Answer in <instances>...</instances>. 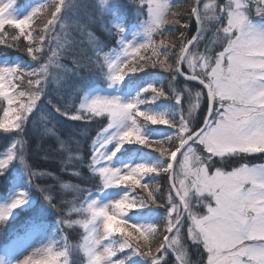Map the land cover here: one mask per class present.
<instances>
[{
    "label": "snow or ice",
    "instance_id": "6c2138e0",
    "mask_svg": "<svg viewBox=\"0 0 264 264\" xmlns=\"http://www.w3.org/2000/svg\"><path fill=\"white\" fill-rule=\"evenodd\" d=\"M15 4L16 0H0V44L19 48L17 42L23 37L27 44L22 50L35 66L8 63L0 66V98L7 103L0 129L23 137L30 114L38 108V102L45 101L53 112L68 121L108 118L107 126L92 142L89 166L98 175L101 189L119 191L107 203L90 198L86 206L68 208V215L55 221L56 233L74 224L84 229V243L80 247L86 264H188L182 246L177 247L184 230L187 239L207 253L202 264H264V165L242 163L231 171L217 166V158L222 161L264 154V0L204 3L203 13L201 0H194L188 21H182L180 13L171 11L170 5L161 0H138V10L146 7L148 14L146 21H140L145 37L140 43L128 40L125 35L122 21L127 6L115 0H100L95 15L78 22L77 27L88 36L87 43L92 49L93 55L87 61L104 78L107 89L113 91L84 95L78 106L75 100L61 106L64 97L54 99L51 97L54 89L50 88V69L63 68V60L71 61L72 68L67 71L75 76L80 75L81 68L89 67V63L75 55L71 40L66 38L61 44L52 35L64 19L58 14L62 8L70 10V5L66 0H54L50 5L32 8L21 18ZM253 7L258 20L252 18ZM49 8L54 9L50 18L34 34L30 30L33 18ZM202 15L218 21L216 39L211 43L206 42ZM192 18L196 21V34L189 38L184 30L190 27ZM97 23L110 33L114 30L119 37V53L104 52L101 41L90 31ZM170 23L173 27L166 28ZM6 25L18 30V34L9 33ZM157 34L162 37L158 44ZM149 49L151 55L141 54ZM161 56L165 59L161 60ZM184 65L187 72L182 70ZM157 67L169 73L168 92L151 83L143 87L133 79L134 74ZM188 81H198L202 86L194 97V86H189ZM76 91L86 92L87 81ZM21 98H26V102ZM161 98L173 102L171 113L152 107ZM148 125H167L171 131L158 138L152 135L156 130ZM49 131L55 135L53 129ZM56 138L63 147L65 141ZM25 144L23 139L14 140L0 158V176L18 159L26 167L28 177V188L17 190L13 185L0 201V227L15 222L22 213L28 214L24 234L0 250V264H61V258L63 264H68L67 237L60 248L55 242L41 241L24 260L15 258L32 233L46 231L45 220L51 210L61 211L47 188L33 184L32 177L37 173L26 166ZM109 145L114 147L109 150ZM136 145L158 153L156 162L142 159L117 162L118 154L139 152V147L125 148ZM260 158L264 159V155ZM161 174L163 184L158 180ZM32 187L43 196L47 206L38 203V197L29 190ZM125 209L136 211L129 214ZM72 213L83 219L70 218ZM158 233L159 243L154 245ZM117 236L118 239H113ZM105 240L110 243L103 245ZM125 250L123 258L117 257L118 252ZM170 251L175 254L174 261L165 258Z\"/></svg>",
    "mask_w": 264,
    "mask_h": 264
},
{
    "label": "rangeland",
    "instance_id": "374dc122",
    "mask_svg": "<svg viewBox=\"0 0 264 264\" xmlns=\"http://www.w3.org/2000/svg\"><path fill=\"white\" fill-rule=\"evenodd\" d=\"M214 2L213 0H206L204 3ZM6 2V0H5ZM54 0H16L15 7L17 8L18 15L22 18L23 15L27 12H29L32 8L37 7L41 4H52ZM55 2H58V0H55ZM112 2V0H110ZM115 2L126 5L125 9V17L122 21L126 28L125 35L127 36L128 40L133 42H143L145 39L143 34V29L140 26V21H146L148 19L147 14V8L144 7L143 10L139 9L138 0L137 3H133L132 0H115ZM162 3H167L172 6V0H161ZM229 0L224 2V4H227ZM66 3L70 5V10L66 11L62 8L61 13L58 15L64 17L63 21L60 24H57L55 27L54 32L52 35L56 37V40H59V42L62 44L65 42V39H69L73 42L72 47L75 55L82 60V62L89 63L87 61V57H91L93 55L91 46L87 43L88 36L86 34H81L79 31L77 24L78 22H81L83 20H86L89 15H95V9L96 6H99L100 0H66ZM203 3V4H204ZM216 3V1H215ZM53 8L45 9L42 13H40L37 17L33 18V24L32 30L34 34L36 32L41 31L43 28V25L47 22V20L50 18V12L53 11ZM251 15L254 20L259 19L258 16L255 15V8L253 7L251 9ZM109 26H111V17L108 18ZM7 31L9 33H17L18 30L12 29L10 26H5ZM51 27V26H50ZM128 28V29H127ZM29 29H26L28 31ZM90 31L93 33L95 38L99 39L103 45V50L105 53L108 54H116L120 52V46L117 43V40L119 39L118 36L114 34V30L112 33L107 31L102 25L97 23L94 25ZM10 37V36H9ZM56 40H53V46H56ZM10 42V41H9ZM19 48H7L3 44H0V57L3 59H0V66H2L4 63H8L9 65H16L20 64L23 67H29V66H35V62L31 60V57H29L25 51H23V47L25 44H27V41L22 37L21 40L18 41ZM83 42V43H82ZM47 43V41H46ZM200 51L203 52V47L200 48ZM14 60V61H10ZM9 61V62H7ZM64 67L63 68H56L51 67L50 71L52 73L51 76V83L50 88L54 89V91L51 92V97L55 99V97L62 95L64 99L60 101L61 106H63L65 103L69 102L70 100H75L76 105H79V102L84 98V95L88 94H112L113 90L107 89L106 81L104 78L99 75L94 65H91L89 63V67H84L79 70L80 75L75 76L73 73L67 71V69L72 68V63L69 59H65L62 61ZM185 70L187 71V65H185ZM127 79V78H126ZM87 81V91L84 93H77L78 87L84 82ZM138 81V80H137ZM140 82V81H139ZM18 83V82H17ZM96 83H103L102 86L97 87L93 89V86ZM127 83V82H126ZM199 85V84H198ZM26 86V84H25ZM198 88H201L199 85ZM121 89H123V86H121ZM197 89L196 91H198ZM11 91V90H9ZM125 95H131V93H124ZM77 96L79 97L77 99ZM43 101V97L41 98ZM23 102H26V98H21ZM7 108V103L3 101L2 98H0V120L3 119V110ZM158 110V109H157ZM159 111V110H158ZM59 115L52 111L51 107L45 102L41 103L38 102V108L33 110V113L29 116V122L26 125V131L23 137L17 136L15 133L8 132L5 133L2 129H0V158H3V155L6 153L7 148L11 146V143L16 139H23L26 141L25 144V161L26 166L31 169V171L37 173L36 176L32 177V182L34 185H40L42 187H45L49 190L52 186H54V181L50 178H44V175H40L41 172L36 171V168H40L41 164L37 162V164L34 163V160L28 159L27 157V151L29 149L38 148L39 146H43L44 142L48 140L51 136V133L48 129V125H46V120H50V123L55 122V119H58ZM106 116L104 117H97L91 121H86V124L88 126H96L100 129L102 125L104 127L107 126ZM78 125V124H77ZM103 127V128H104ZM65 130V133L69 135L70 133L74 134L73 126L69 122L68 125H66V129L62 127ZM93 130V134L89 135L88 144L89 148L85 150V159H86V167L85 171H89V176H84L83 174L80 175H64L63 173L59 172L58 177L63 178L62 181L67 182L69 185L73 183H81L82 188L85 189V187L88 185L89 181L95 180L98 176L95 175V173L92 172L90 168L91 163V145L93 140L97 138L96 129ZM86 133H90L91 131L87 128L85 125L84 127ZM102 131V130H101ZM100 131V132H101ZM99 132V133H100ZM152 135L162 138V132L161 130L153 131ZM50 144L54 143L51 140H48ZM55 148L59 149L60 144L57 140L55 142ZM19 147V146H18ZM33 147V148H32ZM114 147V145H109V150ZM123 150V149H122ZM136 154V151L129 152L128 156ZM30 155L32 157V151L30 152ZM121 156L118 154V163L124 162L127 160L128 156ZM261 155L264 154H251L247 156L244 159H241L239 157L237 158H231L235 161L236 166H240V164L247 162L249 166H260L264 165V159H261ZM71 152H67V157L70 159L72 157ZM132 158V157H131ZM134 159V157L132 158ZM144 160L146 162L155 163L157 160V156L154 155H147V156H140L139 160ZM220 160L219 158H217ZM221 161V160H220ZM223 161V160H222ZM221 163V162H219ZM119 166V165H117ZM224 170L231 171L232 169L225 167L224 165L220 166ZM235 166V167H236ZM232 168V167H231ZM26 167L22 166L19 163V160L13 161V163L9 166V170L5 173V175L0 176V191L7 192L9 189L13 187V185L16 186L17 190H19L21 187L28 188V177L25 174ZM69 176H72L69 177ZM84 177V178H81ZM160 179V177H159ZM30 192L38 197V203L45 204L47 206V202L43 199V196L36 191L34 187L29 189ZM102 190V189H101ZM119 191V189H104V192L101 194L95 193V195L92 198H95L97 200H100L103 203H107L109 199L114 197L116 193ZM83 192H80L79 194L76 193L73 196H77V202L78 206L85 205L88 199H85L83 203V198L81 197ZM174 194V193H173ZM167 196V189L165 190V197ZM5 197H0V201L3 200ZM126 212L135 211L133 209H125ZM203 211V209H201ZM27 213H22L21 216L16 220L19 221L15 225H7L5 227H0V243L6 242L9 238V236L16 232V230L23 227L24 219L27 216ZM61 214H58L55 212V210H51L50 214L45 220V223L48 225L49 223H52L54 218L61 217ZM74 220H81L83 217L81 215L75 214V216L70 217ZM24 228V227H23ZM102 231V228H101ZM56 225L54 223L52 231L51 232H43L39 233V235L32 240L28 241L22 248H20L16 254L15 258L22 261L27 256L31 255L36 247L40 246V242L43 243H49V242H55V246L60 248L63 246L64 238L67 237V243L69 245V256H68V264H81L82 258H85L84 264H86V257L84 256V253L81 249V245L84 243V235L85 231L79 224H74L71 228H64L60 233H58V237H56ZM56 238H58V241L56 242ZM119 237H113V239H118ZM61 242V245H60ZM103 245H107L110 243V241L105 240L102 242ZM155 245H158L159 240L155 242ZM182 246V251L186 254V259L188 260V264H198L196 262V259H200L201 262L199 264H202V261H206L207 253L203 251L202 246L197 245L193 243L190 239H187L186 236V230H184L183 234L180 237V243L177 245V247ZM195 247H198L200 249L199 254L197 257H195V261L192 258L191 249H194ZM155 254V248L153 249ZM127 254V250H125L124 253H117V257L123 258ZM117 257H114L113 259H116ZM167 259V257H165ZM134 260H139V257H133ZM61 264H63V258H61Z\"/></svg>",
    "mask_w": 264,
    "mask_h": 264
},
{
    "label": "trees",
    "instance_id": "16d2710c",
    "mask_svg": "<svg viewBox=\"0 0 264 264\" xmlns=\"http://www.w3.org/2000/svg\"><path fill=\"white\" fill-rule=\"evenodd\" d=\"M172 1H173V5L170 8L171 11L180 13L179 18L182 21H188L189 20L188 12L194 0H172ZM213 1L214 2L216 1L217 4H224V2H226L227 0H213ZM209 3H212V1ZM177 5H179V7H176ZM202 5H201V11L203 13ZM202 21L205 26L206 35L208 37V40L206 42L211 43L214 39H216L215 28L218 24V21L213 20V19H208L207 17H204L203 15H202ZM165 27L171 28L173 27V25L170 23L166 25ZM176 27H179V26L177 25ZM181 30H184V29H181ZM184 31H186L189 34V38L191 35H194L196 33V21L194 18H192L190 21V27ZM21 39L22 37H20V40ZM161 39L162 37H160L158 34L155 36V40L157 44L159 43ZM9 41L11 42L10 37H9ZM218 46L219 45H217V47ZM141 54L149 56L151 55V49H149L147 52L142 50ZM160 59L164 60L165 58L161 56ZM170 59H174V58L170 57ZM183 70L185 71V65L183 66ZM134 75L136 77H134L133 79H136L140 81L141 83L146 84L144 86L141 85L143 87H146L149 83H151L153 84V86L164 88L166 92L170 91L169 73L164 71L162 68H159V67L155 69L149 68L147 69V73H136ZM178 79L184 80L181 77H178ZM187 84L189 86H194V90H193V97H194L195 91L197 89L200 90V88H198L199 85L192 81H188ZM185 106H187L186 102H185ZM153 107H162L161 108L162 111L171 113L175 106L173 105V102L170 99L161 98L160 100L156 102V105H153ZM69 122L73 126L72 129L74 131V134L70 133L69 135H67L65 133V130L62 127L66 129V125H68ZM46 125H48V129H53L55 132V135H53V133L50 132L51 136L48 139V140L53 141L54 143L50 144L49 141L46 140L43 146L41 147L39 146L38 148L34 147L35 150L29 149L27 151V157L28 159L34 160L35 164H37V162L41 164L40 168L35 169L36 171L43 173L44 178L47 177L54 181L55 183L54 186L49 188L48 191H49V194L53 196L54 202H56L59 205L61 211H57L56 209H53V210H55V212H57L58 214L65 216V215H68V208L73 207V206L75 207L78 206V202H77L78 195L75 197L73 196L74 194L76 193L79 194L80 192H83L81 197H85L88 193L94 192L100 188V181L98 178H96L93 181H89L88 185L84 189L82 188L81 183H73V184H70L73 186L72 188H65L64 185L68 183L65 181H62L63 178L58 177L59 172L63 173L64 175H72V176L77 175L78 176L80 174H83L85 177L89 176V173H88L89 171L88 170L85 171L86 155L84 153H85V150L89 148V144H88V139L90 137L89 135L90 134L92 135L94 133L92 129H95L98 127L88 126L86 124V121H68L66 118L60 117V116L58 119H55V122L53 123H50L49 119L46 120ZM85 125L90 131L92 130L90 133L85 132V129H84ZM148 127L150 129L161 130L162 136H164L166 132L171 131L167 128V125H155V126L148 125ZM98 131H99V128L96 129V133ZM57 136L65 141L64 146L63 147L60 146L59 149H56L54 147L56 145L55 142H57V138H56ZM137 147L141 148L139 149V152H137L138 153L137 156H140L142 154H144V156H147L149 154L154 155V156L158 155V153L152 152L151 149L143 148L142 146H139V145L125 146L126 149L128 148L136 149ZM31 151L34 157L30 155ZM67 152H71L73 155L70 159H68L67 157ZM217 161H218V165L220 166L224 165L227 168L236 166L234 165L235 161L233 159H225L223 161H220L217 159ZM58 169L60 170L59 172L57 171ZM72 176H69V177L72 178ZM81 178H84V177H81ZM158 180H160V183L163 184L164 182L163 174H161L160 179L158 177ZM75 214L76 213H72L71 217L75 216ZM159 239H160V235L158 233L156 239L153 240V244L155 245L156 244L155 242L158 241ZM199 252H200V249L198 247L191 249L192 258L194 261L196 259L195 257H197ZM167 259L174 261V259L170 255L167 256ZM196 262L199 264L201 260L196 259Z\"/></svg>",
    "mask_w": 264,
    "mask_h": 264
},
{
    "label": "water",
    "instance_id": "95a60500",
    "mask_svg": "<svg viewBox=\"0 0 264 264\" xmlns=\"http://www.w3.org/2000/svg\"><path fill=\"white\" fill-rule=\"evenodd\" d=\"M203 0H201V2H202ZM170 253H171V255H173L174 256V258H175V254L174 253H172L171 251H170Z\"/></svg>",
    "mask_w": 264,
    "mask_h": 264
}]
</instances>
